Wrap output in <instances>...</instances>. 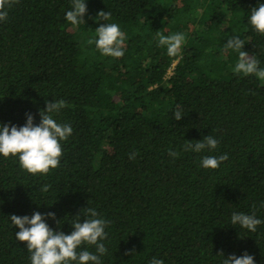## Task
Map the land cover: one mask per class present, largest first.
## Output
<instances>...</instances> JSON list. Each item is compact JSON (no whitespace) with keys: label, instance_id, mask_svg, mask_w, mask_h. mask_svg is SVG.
I'll return each mask as SVG.
<instances>
[{"label":"trees","instance_id":"obj_1","mask_svg":"<svg viewBox=\"0 0 264 264\" xmlns=\"http://www.w3.org/2000/svg\"><path fill=\"white\" fill-rule=\"evenodd\" d=\"M199 1L85 0V22L72 26L64 18L71 0H9L0 22V122L19 127L31 113L39 123L46 102L63 100L55 118L73 132L45 175L0 157V264H29L8 216L54 212L46 222L67 234L86 207L109 222L102 264L153 256L220 264L219 254L244 252L264 264V224L255 232L230 224L233 211L264 219V81L233 73L236 54L221 47L234 32L264 68V35L246 24L264 0ZM100 11L125 34L120 58L88 43L104 23ZM157 33L184 35L179 59L156 46ZM207 134L218 146L203 154L228 156L218 168L199 167L201 153L168 155Z\"/></svg>","mask_w":264,"mask_h":264},{"label":"clouds","instance_id":"obj_2","mask_svg":"<svg viewBox=\"0 0 264 264\" xmlns=\"http://www.w3.org/2000/svg\"><path fill=\"white\" fill-rule=\"evenodd\" d=\"M9 0H0V22L6 20ZM85 0H71V8L64 13L65 20L72 26L84 24L86 14ZM111 13L100 11L97 20L104 23L95 28V38L89 39V44H94L101 56L120 58L124 55L123 43L125 34L118 23L108 21ZM246 24L254 33L264 35V2H258L256 7L246 12ZM222 44L224 53H235L236 62L232 67L233 73L245 76L254 74L264 81V68L259 67V61L255 55H250L242 50L245 42L234 32L228 35ZM156 46L166 50L169 57L180 58L185 37L182 33L163 35L157 33ZM65 107L63 100L46 102L45 108L39 111V123H34L31 113H25V123L19 127L0 122V157L9 156L18 161V166L29 174L45 175L50 169H55L60 163L62 155V142L72 135L73 128L70 123H61L55 117ZM173 117L179 121L182 117L181 110L177 108ZM218 140L212 135H204L200 140H184L180 146V152L169 150L168 155L175 159L181 152L201 153L199 167L203 169H216L221 162L228 158L227 153L206 155L217 149ZM135 152L129 154V159H134ZM47 185H42L41 190L46 191ZM264 208V201L259 205ZM81 216L84 217L81 222ZM9 217L15 229V239L18 242H26L24 248L30 253L29 264H102V257L107 253L104 241L108 233L105 231L108 221L98 213L94 207H86L71 222V232L65 233L53 230L46 222L54 219V212H32L29 215L18 216L12 214ZM57 224L59 225L58 221ZM230 224L238 225L248 232H255L257 226L264 224V219L255 213L233 211L230 216ZM88 246H94L90 251ZM220 264H255L253 255L244 252L237 256L223 253ZM149 264H164L162 259L153 256Z\"/></svg>","mask_w":264,"mask_h":264},{"label":"rangeland","instance_id":"obj_3","mask_svg":"<svg viewBox=\"0 0 264 264\" xmlns=\"http://www.w3.org/2000/svg\"><path fill=\"white\" fill-rule=\"evenodd\" d=\"M199 2H202V0L199 1ZM195 8H196V3H194V5H193V9H195ZM196 10H198V8H197ZM201 12H202V9H201V10L199 9V10H198V13H201ZM208 17H211V14H207V18H208ZM213 60L216 61L215 58H213ZM232 67H233V66L230 67V68H231V71H232ZM205 71H206V73L213 74L212 71H211L210 63H209V68L206 67V68H205ZM238 74H239V73H238Z\"/></svg>","mask_w":264,"mask_h":264},{"label":"built area","instance_id":"obj_4","mask_svg":"<svg viewBox=\"0 0 264 264\" xmlns=\"http://www.w3.org/2000/svg\"><path fill=\"white\" fill-rule=\"evenodd\" d=\"M170 74V73H169Z\"/></svg>","mask_w":264,"mask_h":264}]
</instances>
